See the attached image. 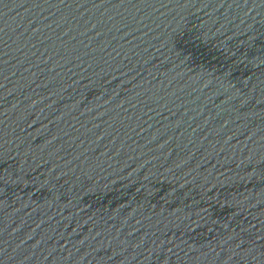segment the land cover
Returning <instances> with one entry per match:
<instances>
[{
	"label": "water",
	"instance_id": "95a60500",
	"mask_svg": "<svg viewBox=\"0 0 264 264\" xmlns=\"http://www.w3.org/2000/svg\"><path fill=\"white\" fill-rule=\"evenodd\" d=\"M0 264H264V0H0Z\"/></svg>",
	"mask_w": 264,
	"mask_h": 264
}]
</instances>
